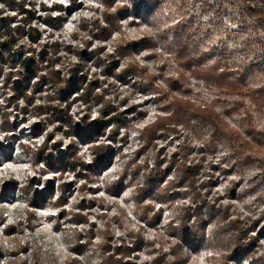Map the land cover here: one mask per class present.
Instances as JSON below:
<instances>
[{
  "label": "rangeland",
  "instance_id": "obj_1",
  "mask_svg": "<svg viewBox=\"0 0 264 264\" xmlns=\"http://www.w3.org/2000/svg\"><path fill=\"white\" fill-rule=\"evenodd\" d=\"M20 4L12 10L0 0V19L11 18L13 25L31 19L41 32L43 39L40 46H32L34 52H27L30 41L21 39L26 55L37 56L46 49L44 44L56 43V69L63 76L82 66L84 80L93 89L90 103L77 95L71 99L70 120L82 123L99 119L109 109L118 112L106 135L95 142L71 137L67 123L56 114H40V105L51 103L46 92L29 93L30 103L12 92L18 80H6L12 69L6 65L0 80V264H64L66 260L70 264L73 257L78 262L72 264H99L106 242L112 244L110 249L122 242L129 246L126 259L135 264H223L236 240L229 220L238 219L239 226L253 229L257 253L253 260L229 258L230 262L264 264V104L254 98L264 94V26L245 4L241 0H79L76 4L22 0ZM55 5L62 10L55 11ZM67 7L72 8L70 13ZM58 15L62 18L54 25L59 28L46 22ZM98 25L105 32H98ZM188 35L193 37L191 48ZM188 57L195 59L192 68L187 66ZM213 66L218 71L229 68V78L243 93H229L193 71ZM173 101L185 107L189 122L184 118L170 128L145 132L159 118L168 117ZM192 107L212 108L228 128L240 131L249 143L244 148L251 160L241 150H232L226 140H213L210 124L194 117ZM164 121L168 126L169 121ZM107 145L113 150L112 160L99 172L79 167L56 170L43 160L49 151L65 150L74 154L76 163L89 164L92 148ZM185 147L202 166L199 183L209 185L200 190L198 199L207 189L208 201L225 212L224 220L222 214L214 220L206 218L204 237L196 247L176 244L178 231H170L169 226L171 220L178 224L183 208L193 205V192L182 187L181 194L173 192L162 199L154 190L142 195L140 203L135 201L146 164L160 162L165 167L172 153L183 156ZM170 171L166 182L179 178L175 168ZM6 185L11 194L2 197ZM22 187L28 188L21 191ZM36 194L43 199L32 206L30 199ZM26 210L30 221L25 219ZM208 210V206L203 209ZM154 217L158 221L151 224ZM79 231L83 232L80 243L86 241L85 234L91 236L87 251L74 244ZM138 232L143 244L134 243Z\"/></svg>",
  "mask_w": 264,
  "mask_h": 264
},
{
  "label": "trees",
  "instance_id": "obj_2",
  "mask_svg": "<svg viewBox=\"0 0 264 264\" xmlns=\"http://www.w3.org/2000/svg\"><path fill=\"white\" fill-rule=\"evenodd\" d=\"M1 1L5 6H8L12 10H18L21 5L20 2H22V0ZM77 1L79 0H73V3L76 4ZM241 1L264 26V0ZM54 10L61 11L62 7L60 5H55ZM71 10V7H67L66 12L70 13ZM61 18V15H58L51 20H46V22L55 28H59L58 25H54V22L60 21ZM105 18L106 20L108 19L107 17ZM13 22L11 18L3 19V17H1L0 19V80L5 76L4 68L7 65V67L12 69L9 71V73H7L8 77L6 76V80H18L15 81L17 84L14 83L16 85L13 87L14 89L12 92L18 93L23 99L26 100V102L30 103L32 95H29V93H35L38 89V92H46V97L51 103L48 105H40V114L50 112H52L51 116L56 114L59 121L67 123V133L69 136L79 138L81 141L87 143L95 142L100 137L105 136L107 129L112 126V122L117 120L115 114H117L118 109H109L107 112H103L97 120L85 119L82 123H77L74 120H70L71 116L69 114V107L72 98H75L77 95L87 104L90 103L95 97L92 96L93 89H89L88 83L84 80V75L82 74L83 67L80 66V68L77 70L71 68L70 70H67V72H65L62 76V72L59 69H56L59 58V56L56 54L59 53V50L56 43L54 42H51L50 44H44L43 46L46 49H40L41 51L37 53V56L26 55V51L23 48L24 46L20 44L21 39L23 37L27 38L30 41V47L27 49V52H34L35 49L32 46L34 44L40 46V42L43 39L42 34L36 27L31 25V19H29L24 25H13ZM85 26L87 25L85 24L84 27ZM96 28L98 29V32H105L106 30L105 27L100 25L96 26ZM192 38L193 37L188 35V45H186L189 48H191L193 45ZM125 49L128 50L129 48L125 47ZM185 51H187V48L184 47L183 52ZM193 64H195V59L188 57V68H192ZM217 66L219 65L217 64ZM217 66H213L209 69L198 67L196 69L194 68L193 71L195 74L202 75L209 81L214 82L219 87L225 88L229 93H243L242 87H240L237 82L229 78V68L218 71ZM13 69L16 70L13 71ZM107 69V71H110L112 68L108 65ZM35 78H37V81L32 82ZM258 94L259 95L254 98L258 101L260 100L264 104V94ZM169 109L171 110L167 118H159L152 126L148 128L149 130L146 129L145 132L152 130L154 133V130L157 128H170L171 123L173 124V122L184 120L186 115L185 107L178 104L176 101H173L170 103ZM192 109H194L195 112L194 117H199V119H201L205 124H210L211 129H213L211 136L213 140H226L232 150L235 149L239 152L241 150L240 154L243 153L248 160H251L252 155L246 154V150L244 148V145L249 143L242 136L240 131L233 128H228V124L224 121L220 114L215 112L212 108L201 109L200 107H192ZM185 119L187 122H189V116H186ZM118 120L120 121L121 119L118 118ZM164 120H166V123L169 121L168 126H166L167 124H165ZM152 131H150L148 134H151ZM186 150L188 149L185 147V150L182 153L183 156L179 155L178 152L172 153L171 158L165 167H163L160 162H156L155 166L152 167H149V165L146 164L147 170L144 173L145 179L142 185H138L136 187L137 194L135 201L140 203L142 200V195L145 197L154 190H156L155 196H158L162 199L170 197V194L173 192L176 194H181L182 191L179 188L182 187H186L185 190H187L186 192L188 193L193 192L194 197L192 202L194 206L191 205L189 208H183L185 212L182 214L180 222L175 225V222L171 220L169 222V226L171 228L170 231H178V233H176L178 234L176 244L181 245L182 243H189L196 247L198 246L200 240L204 237L205 225L207 222L206 218L209 220H214L216 217L219 218V216L222 214L224 220L225 212L217 209L214 202L210 203V201H208L207 189L205 193H203V195L199 198L201 200L198 199L201 193L200 190L202 188H208L209 185L199 183V173L202 169V166L195 163L196 157H191V151L189 152ZM92 152L94 157L89 164L84 162L76 163L74 154H72L71 151L68 152L65 150H57L56 152L49 151V153H46V156L43 157V160L48 165L53 166V168L56 170H63L67 167L76 169L79 167L83 170H86L87 172H91L92 170L97 171L100 167H107V165L112 160L113 150L108 145L96 146V148H92ZM172 168H175L178 171L179 178L171 179L170 181L166 182ZM127 171L123 174V176L121 175L118 178L117 182L119 184H122L125 180L126 175L128 174ZM164 182H166L165 186L162 185ZM7 186L8 185L4 186L2 197H8L9 194H11L7 190ZM27 188L22 187L20 190L24 191ZM39 199L41 200L43 198H39L38 194H36L34 198H31L30 203L32 206H37L38 202H40ZM207 206L209 207V210L204 212L203 209ZM28 212L29 211L26 210L25 219L30 221L31 218L28 216ZM80 220L81 218H77L76 222H81ZM157 221L158 218L150 220L151 224H155ZM239 222V219L236 221L229 220V223L234 224L235 226L236 240L232 249L228 251L227 256L236 262L241 258L246 259L249 257L253 260V257L257 253L256 237L251 234L253 229L243 225L239 226ZM30 224L31 222L28 223V225ZM77 235L78 236L74 241L75 246L77 249L79 247V250L82 248L81 250L87 251L89 249L88 246L91 243V236L85 234L83 237L86 238V241L84 243H80V238L83 235V232L79 231L77 232ZM135 235H138V238L134 240V243L137 242L143 244L145 241L144 237H140L141 234L139 232ZM106 243L108 247L101 248L99 264H135V262H133L131 259H126V257L129 256L131 249L129 246L124 245L122 242L120 245H115L114 248L110 249L112 244L109 242ZM121 245L124 247H121ZM229 258L227 257L223 264H232ZM72 262H78V259L73 257ZM72 262L70 261V264H72ZM64 264H69V261H64ZM168 264L171 263L169 262Z\"/></svg>",
  "mask_w": 264,
  "mask_h": 264
}]
</instances>
